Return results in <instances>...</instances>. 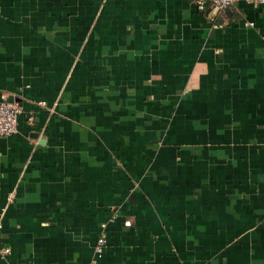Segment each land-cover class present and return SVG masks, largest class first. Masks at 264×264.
I'll list each match as a JSON object with an SVG mask.
<instances>
[{
  "label": "crops",
  "instance_id": "crops-1",
  "mask_svg": "<svg viewBox=\"0 0 264 264\" xmlns=\"http://www.w3.org/2000/svg\"><path fill=\"white\" fill-rule=\"evenodd\" d=\"M8 96L0 264H264V7L0 0Z\"/></svg>",
  "mask_w": 264,
  "mask_h": 264
},
{
  "label": "built area",
  "instance_id": "built-area-1",
  "mask_svg": "<svg viewBox=\"0 0 264 264\" xmlns=\"http://www.w3.org/2000/svg\"><path fill=\"white\" fill-rule=\"evenodd\" d=\"M191 2L199 13L205 14L209 22H212L217 16H223V11L226 8L234 7L239 2L251 7H264V0H191ZM244 24L251 25L247 22ZM19 112L20 108L15 101H7L4 97H0V138L16 133ZM105 244V235H99L93 247L94 253H101ZM7 252L8 249L2 250L3 254Z\"/></svg>",
  "mask_w": 264,
  "mask_h": 264
},
{
  "label": "water",
  "instance_id": "water-1",
  "mask_svg": "<svg viewBox=\"0 0 264 264\" xmlns=\"http://www.w3.org/2000/svg\"><path fill=\"white\" fill-rule=\"evenodd\" d=\"M7 101H15L13 98H11L10 96H8V98H6Z\"/></svg>",
  "mask_w": 264,
  "mask_h": 264
}]
</instances>
